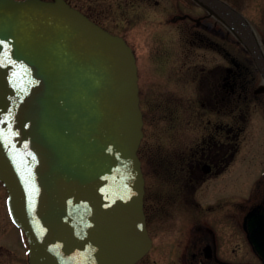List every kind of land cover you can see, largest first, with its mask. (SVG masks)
<instances>
[{
  "label": "water",
  "instance_id": "obj_1",
  "mask_svg": "<svg viewBox=\"0 0 264 264\" xmlns=\"http://www.w3.org/2000/svg\"><path fill=\"white\" fill-rule=\"evenodd\" d=\"M250 53L264 49L224 0H195ZM139 68L126 40L65 0H0V180L30 264H135L144 211Z\"/></svg>",
  "mask_w": 264,
  "mask_h": 264
},
{
  "label": "flooded vegetation",
  "instance_id": "obj_2",
  "mask_svg": "<svg viewBox=\"0 0 264 264\" xmlns=\"http://www.w3.org/2000/svg\"><path fill=\"white\" fill-rule=\"evenodd\" d=\"M66 1L105 29L123 36L136 51L139 72L147 60L140 50H159L163 43L172 41L168 34L174 18L169 11L171 0L159 18L151 14L162 0ZM203 10V15L183 26V57L189 59L200 45L218 51L226 64L218 68L217 63L200 64L199 68L185 69L184 75H175L194 83L197 122L191 124L187 119L188 101L182 107L180 126L172 116L175 126L168 153H151V157L142 152L145 131L139 154L146 179L144 211L152 247L135 264H264V158L258 155L264 153V139L257 137L253 142L247 137L254 116L264 121V81L241 44L250 60H243L217 40L220 21ZM151 56L148 59L154 62L157 57ZM164 65L161 62L158 67ZM148 94L141 87L145 127L149 116L143 99ZM184 125L195 134L178 137ZM262 134L263 124L259 129Z\"/></svg>",
  "mask_w": 264,
  "mask_h": 264
},
{
  "label": "rangeland",
  "instance_id": "obj_3",
  "mask_svg": "<svg viewBox=\"0 0 264 264\" xmlns=\"http://www.w3.org/2000/svg\"><path fill=\"white\" fill-rule=\"evenodd\" d=\"M171 1V9L169 11L172 12L174 18L172 25L168 27L170 29L168 34L172 41L163 43L162 48L159 50L156 48L149 49L148 51L147 49L140 50L141 57L147 59L141 65L140 85L145 89V92L147 90L149 93L143 99V107L148 111L149 119L145 127L146 138L143 143L142 152H148L151 157L153 156L152 154L161 155L168 153L170 134L174 133V129L172 130V128L175 125L173 123L176 121L179 123V126L181 125L182 107L187 105L188 101L190 111L188 112L187 119L191 124L197 122L195 110L193 109V106L197 104L195 102L197 92L194 88V83L185 81V79L182 80L180 77L179 80L175 75L181 73L184 75L185 69L199 68L200 64L209 66L217 63V68L219 65L221 67L226 64L223 55L218 51L213 52L200 48L198 47L200 45H196L189 59L183 57L181 51L184 50L180 43L183 26L186 23H192L195 20L193 18L203 15L205 11L190 0ZM171 1L162 0L157 7V11L151 14L152 18H159L163 14L161 11L166 8L167 2L170 3ZM228 1L242 11L253 23L264 45V0ZM186 19H189V22H186ZM217 32V40L221 39L222 44L230 47L232 52L243 58V60H250L249 54L245 53L235 36L221 22L217 23ZM185 51L187 50L185 49ZM150 55L154 59L157 57L154 61L155 63L148 59ZM161 62L165 64L162 69L158 67V64H161ZM202 88L201 85L199 90H202ZM201 95L204 94L201 93ZM172 116L174 120L176 119L175 121L172 120ZM262 124L264 125V121L260 116H254L251 119L248 125L249 134L247 137L253 140V142L256 141L257 137H260V141L264 139V134L259 135V129L262 127ZM182 127L183 130L181 131ZM179 129L178 137L180 138L195 134L194 131H186V125L181 126ZM262 153L258 155L264 158V153ZM7 197L8 191L0 181V264H29L28 240L23 230L15 225L10 217L7 207ZM161 263L165 264V261Z\"/></svg>",
  "mask_w": 264,
  "mask_h": 264
}]
</instances>
